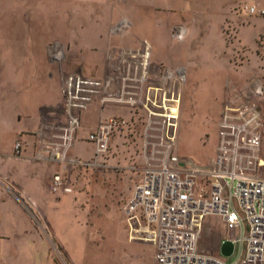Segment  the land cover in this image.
I'll list each match as a JSON object with an SVG mask.
<instances>
[{
	"label": "rangeland",
	"instance_id": "374dc122",
	"mask_svg": "<svg viewBox=\"0 0 264 264\" xmlns=\"http://www.w3.org/2000/svg\"><path fill=\"white\" fill-rule=\"evenodd\" d=\"M209 4L210 0H0V118L5 119L6 136L24 126L23 119L18 124L13 120L15 111L29 117L24 130L28 134L37 127L38 110L43 121L53 110L50 121L59 123L63 72L80 69L100 76L108 56L116 57L120 49L147 40L152 66H175L186 74L178 126L180 157L211 164L224 87L231 73L227 66L240 62L229 55L228 30H218L210 21ZM120 21L127 23L124 32L114 28ZM54 43L64 49L61 61L50 55ZM103 113L131 121L121 135L112 137L102 157L107 166L72 169V192H54L56 198L70 197L71 206L59 205V214L51 221L41 210L33 218L55 264H155L153 244L135 239L122 212L141 175L143 113L120 106L106 107ZM100 114L98 104L81 113L72 155L85 161L93 158L86 137ZM12 122L14 131L9 127ZM50 164L54 172L64 169ZM205 220V229L210 226L213 233L205 232L201 242L210 249L226 232L216 216ZM37 264L47 263L38 260Z\"/></svg>",
	"mask_w": 264,
	"mask_h": 264
},
{
	"label": "built area",
	"instance_id": "2783aa9c",
	"mask_svg": "<svg viewBox=\"0 0 264 264\" xmlns=\"http://www.w3.org/2000/svg\"><path fill=\"white\" fill-rule=\"evenodd\" d=\"M241 11L264 16V8L245 2ZM120 21L115 30L124 32ZM52 58L61 61L64 49L50 45ZM151 44L119 50L106 58L100 76L83 70L61 74L63 111L52 125L53 110L40 118L31 135L32 158L63 167L53 173L51 190L69 194L73 190L71 171L75 167L107 166L102 159L114 135L131 124L123 115H105L106 107L120 106L143 113L141 175L134 184L122 212L131 223L135 239L154 246L155 264H264V114L262 87L239 85L227 78L220 116L218 142L211 164H197L178 153V126L184 71L151 64ZM178 68V67H177ZM93 104L101 109L91 143L90 161L71 154L77 141L81 113ZM42 120V121H41ZM25 143L18 139L13 154L22 157ZM216 216L226 230L220 240L229 254L204 250L200 241L205 219Z\"/></svg>",
	"mask_w": 264,
	"mask_h": 264
},
{
	"label": "crops",
	"instance_id": "0c3cea01",
	"mask_svg": "<svg viewBox=\"0 0 264 264\" xmlns=\"http://www.w3.org/2000/svg\"><path fill=\"white\" fill-rule=\"evenodd\" d=\"M242 1L264 8V0H210V21L218 30H228L229 55H236L237 62H240L236 67L231 64L227 66L231 71L228 78L239 85L258 83L263 92L261 109L264 114V16L246 15L241 11ZM12 117L17 124L23 119L24 126L7 137L5 119L0 118V264H37L38 260L55 264L49 256L48 248L43 245L33 214L41 210L50 221L54 220L55 215L59 214V205L71 206V198L67 195H62L61 198L54 196L50 188L54 166L32 158L35 140L24 131L29 117L25 119L20 111H15ZM9 127L15 130L13 122ZM18 139L25 143L22 157L13 154L14 144ZM218 222L222 226L219 219ZM222 228L223 233L226 232L223 226ZM212 233L211 228L207 235ZM200 244L207 252L225 254V246L220 242L210 249L205 248L201 241ZM35 254L39 257L34 258Z\"/></svg>",
	"mask_w": 264,
	"mask_h": 264
},
{
	"label": "water",
	"instance_id": "95a60500",
	"mask_svg": "<svg viewBox=\"0 0 264 264\" xmlns=\"http://www.w3.org/2000/svg\"><path fill=\"white\" fill-rule=\"evenodd\" d=\"M232 250V245H230V249L226 251L225 247H224V253L225 254H229Z\"/></svg>",
	"mask_w": 264,
	"mask_h": 264
}]
</instances>
